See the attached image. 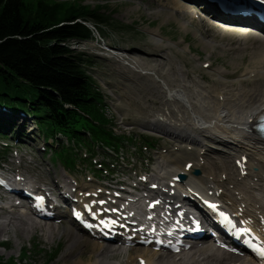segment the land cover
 <instances>
[{"label":"rangeland","instance_id":"1","mask_svg":"<svg viewBox=\"0 0 264 264\" xmlns=\"http://www.w3.org/2000/svg\"><path fill=\"white\" fill-rule=\"evenodd\" d=\"M176 1L47 0V2L62 4L71 3L75 7L85 9L87 13L103 18L104 23L95 24L94 20L85 17L86 24L97 26L98 32L95 33L94 40L71 41L69 47L89 60L90 63L85 70L103 96L104 104L100 112L104 118L105 130L111 136L117 135L114 137L121 143L104 146L99 141H91L87 137L85 140L91 142H86L84 145L69 144V140L63 139L60 141L59 148L57 143L50 141L45 142L44 145L41 138L32 133L28 136H1L7 139L0 142V169L7 178L18 179L22 174L26 179L24 183L30 180L35 181L41 188H47L49 192L50 189L53 190L55 195H58L57 186L54 183L55 177L59 174L62 176V173L73 181L75 179L79 184L87 183L93 187L106 188L117 183L116 187L129 189L128 184L141 183L150 186V178L154 175L153 171L157 169L155 162L159 157H167L169 159L167 166L173 170L175 167H182L186 161L195 159L198 153L193 151L199 150L197 146L149 129L151 126L147 125V121L163 109V100L161 102L159 99V86L150 75L141 74L138 70L129 68L116 57H112V53H121L127 58L138 60V65L141 62L146 69H158L157 75L165 76L169 80H173L174 75L177 79L183 72L189 81L196 80L202 87L211 89L214 96L221 95L217 92L222 91L224 94L232 88L230 95H234L236 101L240 97L236 93L242 88L239 85L241 82L245 85L242 93H246L255 85H264L262 79H256L255 85L251 80L248 83L243 82L248 79L246 74L250 70L260 68L264 70V67L255 64L256 56L251 55L252 53L264 54V44L259 41V38L253 36L240 41L233 35H219L209 29L207 24H203L201 18L193 20L183 9L177 12L178 10L174 9ZM190 1L193 2V0ZM203 1L205 0H194V3H197L205 12L204 8L207 4ZM177 2L183 4L180 0ZM206 8L214 12L217 10L214 5H207ZM190 19L191 24H187L189 29L183 31L179 24L186 23ZM152 33L156 35L155 38H159L160 42L173 45L160 49V44L153 42ZM166 59H169L170 63L166 62ZM218 71L221 75L219 78L216 76ZM186 145L192 146L191 150H183L188 147ZM226 151H228L227 148ZM178 157L182 160L176 163L175 159ZM214 157L218 158V155L209 153L207 160L210 162ZM197 159L198 162L201 158ZM207 160L203 162L208 164ZM160 161L164 163V160ZM209 164L211 168L214 166L213 162ZM197 170L201 174L202 170ZM63 178L68 181L66 177ZM167 181L168 179L163 180L165 184ZM109 190L108 192L118 194L120 189ZM23 213H26V210L20 207L13 213L1 212L0 224L11 216L9 214ZM71 216L72 213H67L65 218L50 222L35 217L46 225L44 228V225L37 224L40 228L33 229L34 231L26 228L25 232L32 231L29 235L15 229V225L24 224L18 217L14 220L12 218L15 216H11L10 220L14 226L6 225L5 234L4 230L2 234L0 232V261L3 264H78L80 259L84 261L83 264H89V261L93 259L95 261L96 258L88 247L73 249L71 256L65 255L69 237L63 236L64 232L70 229L78 238L81 237L77 235L76 226L70 223ZM60 223L64 226L57 227ZM46 226L48 228L54 226L56 229L52 239H49L47 235L44 236L49 233ZM61 233L62 236H60ZM102 247L108 251L115 249ZM116 253L117 251L107 254L105 260L109 262L115 260L123 264L125 257H121L119 252ZM110 254L112 256H109ZM132 254L136 255L135 252Z\"/></svg>","mask_w":264,"mask_h":264},{"label":"bare ground","instance_id":"2","mask_svg":"<svg viewBox=\"0 0 264 264\" xmlns=\"http://www.w3.org/2000/svg\"><path fill=\"white\" fill-rule=\"evenodd\" d=\"M177 1L174 4V9L178 10L177 12L183 9L193 20L195 18H203V24L208 25L204 20L211 17L214 21L228 25L215 24L219 29L225 31L226 34L236 36L240 41L248 36H253L259 38V41L264 44V36L261 34L255 33L243 36L244 32L254 33L252 30L257 26L254 22L224 16L220 12L210 11L205 7L207 14L204 15H209L206 17L200 8L193 6H198L197 3H194V0L193 2L190 0H180L183 4ZM203 2L208 3L207 1ZM187 24H191V19L179 25L183 31H186L189 29ZM155 36L153 34V42L160 44V49H166L170 45H173L169 43L164 44L160 42L159 38H155ZM156 44L155 47L158 48ZM205 46L210 47L208 44H205ZM251 55L253 57L256 56L255 64L259 67H264V54L252 53ZM113 56L118 61H122V63L129 66V68L138 70L141 74L150 75L151 79L153 78L159 86V99L161 102L163 100V109L160 110L158 115H153L147 121V125L151 126L149 129L197 146L199 150L193 152H197L198 155L193 161H186L182 167H175L174 170L167 166L169 161L167 157H159L155 162L157 169L153 171L154 175L151 176V181L149 182V184L155 185L156 188L146 185L142 188V184L137 183L130 186L131 190L120 188L121 192H119L121 194L108 192V189L101 186L93 187L87 183L79 184L75 179L74 181L71 180L65 173H62V176L60 174L56 175V182L54 183L58 191V206H55L48 194H46V190H42L37 182L30 180L32 182L27 181V183H24L26 179L21 174V177L13 182L12 189L19 191L21 187L27 185L36 195L43 196L45 200L44 208L51 215L46 216L41 211H32L21 215L9 214L15 216L12 218L14 220L18 217L26 226L22 224L14 226V223L10 220L11 216H9L0 224L1 234L4 228L10 224L16 230H21L22 233L24 232L27 235L32 231L25 232L26 228L32 230L38 229L40 227L37 224L44 225L43 227L45 228L46 224L36 220L34 217H39L46 222H50L65 218V215L73 210L76 214L84 217L85 214L81 210V207L87 205L91 208L90 214H97V211L102 212L100 216L97 215V219L92 224H96L98 220L106 221L111 219L114 221V224L107 225L103 230L109 229L116 232L113 234L114 241L106 243L101 234L97 232L88 234L84 233L80 228H76L77 235L81 236L78 238L73 230L69 229V232L63 231V236L69 237L67 239L68 246L65 255L69 254L71 256L73 249L88 247L91 254H94L96 258L95 261L94 259L91 262L89 261V264H120L115 260H111L110 262L105 260L107 259V254L114 251L121 253V257H125L126 260L123 264H264V259L257 258L254 249L248 246L249 244L245 235L235 238V241L232 240L235 237L234 232H232L233 227H228L223 232L217 223L212 222L213 224L208 226V229L216 233L214 239L209 238L207 242L202 243H189V246L175 254L167 249L154 250L153 244H141V240L144 241L149 237H146L144 231H138V226L134 224L137 223L142 229L146 230L144 227L145 220L153 212L161 213L162 215H166L167 212L175 213L176 215L181 214L180 207L178 209L175 204L178 202L180 205H184V207L187 205L200 206L203 211L207 212V209L203 208L199 202L200 199L205 197L210 202H214L217 209L228 214L233 222L238 220L247 225L245 227L250 231L251 240L254 242L257 240L259 245L264 247V143L259 140L252 130L256 116L264 110V85H255L256 79H262V82H264V70L260 68L259 70L255 69L247 72L248 79L243 82L248 83L251 80L253 84L255 83V87L249 89L246 93H242L245 85L241 84V80L239 85L242 88L240 92L236 93L240 97L235 101L234 95H230L232 88L224 94H222V91L217 92L221 95L214 96L211 89L202 87L196 80L192 79L189 81L181 71L180 77L176 79L174 75L172 76L173 80H169L160 74L161 77L158 76L156 72L158 69H146L141 62L139 63L141 66L138 65V60L127 58L125 55L117 52H113ZM169 61V59H166V62ZM250 74H253V76H249ZM219 75L220 72H216L217 78H219ZM229 95L231 100L228 97ZM213 145L218 147H214ZM186 146L188 147H185L183 150H191L192 146ZM226 148L228 151H226ZM176 150L178 151V149ZM209 153L218 155V158L214 157L210 161L214 164V166H212L213 164L211 165L212 168L209 166L210 162L207 160ZM198 157L201 159L197 162L196 159ZM160 160H164V163ZM181 160L182 158L179 157L175 159L176 163H179ZM204 160H207L209 163L206 164L203 162ZM194 161L196 163H193ZM206 165L208 166L206 167ZM165 169L167 170L166 172ZM195 169L202 170L197 178L192 174ZM159 172L160 175H158ZM63 177H66L69 182ZM167 179L168 181L165 184L163 180ZM170 183L177 190L175 187L170 186ZM116 184H112L111 189L117 188ZM130 191L135 193H131ZM143 191H153L155 195L162 198L164 207L151 210L147 205L149 200L145 197L146 194L150 193ZM136 192L142 193L138 194ZM4 199L7 201L5 204H0V213H13L20 207L18 204L15 205L13 202H9V199ZM183 201L184 203H182ZM149 210L152 212H149ZM114 211L118 212V214L114 213ZM206 215L212 220L209 214L206 213ZM157 218L159 221L166 219L165 216ZM61 226H64V224L60 223L57 227ZM235 228H240V226H235ZM46 229H48L47 232L49 233L44 234V236L47 235L49 239H52V236L56 234V229L54 226L47 227ZM60 236H62V233ZM126 244H141L142 246L126 248ZM102 246L114 247L115 249L108 251ZM132 252H135L136 255L132 254ZM109 256H112V254ZM77 263L83 264L84 261L80 259Z\"/></svg>","mask_w":264,"mask_h":264},{"label":"trees","instance_id":"3","mask_svg":"<svg viewBox=\"0 0 264 264\" xmlns=\"http://www.w3.org/2000/svg\"><path fill=\"white\" fill-rule=\"evenodd\" d=\"M85 17L104 23L71 3L0 0L1 139L35 133L80 145L121 143L105 130L103 96L85 70L89 60L69 47L94 39L97 26Z\"/></svg>","mask_w":264,"mask_h":264},{"label":"snow or ice","instance_id":"4","mask_svg":"<svg viewBox=\"0 0 264 264\" xmlns=\"http://www.w3.org/2000/svg\"><path fill=\"white\" fill-rule=\"evenodd\" d=\"M103 203V202H101ZM210 207H212L213 209L216 208V205H210ZM221 215H223L221 213ZM228 218L225 217V220H227ZM114 223V222H113ZM248 229H242V230H238L236 235L239 237L242 233H248ZM254 251L259 255L260 258L264 259V247H257L255 245H253Z\"/></svg>","mask_w":264,"mask_h":264},{"label":"water","instance_id":"5","mask_svg":"<svg viewBox=\"0 0 264 264\" xmlns=\"http://www.w3.org/2000/svg\"><path fill=\"white\" fill-rule=\"evenodd\" d=\"M200 173H199V171L198 170H194V172H193V175L194 176H198Z\"/></svg>","mask_w":264,"mask_h":264}]
</instances>
